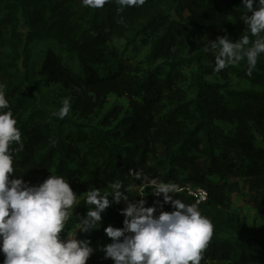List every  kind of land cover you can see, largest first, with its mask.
<instances>
[{
    "label": "trees",
    "instance_id": "16d2710c",
    "mask_svg": "<svg viewBox=\"0 0 264 264\" xmlns=\"http://www.w3.org/2000/svg\"><path fill=\"white\" fill-rule=\"evenodd\" d=\"M175 2L146 0L118 11L116 0L101 8L81 0H0V32L23 26V61L41 65L39 79L19 64L0 67L23 142L11 146L10 179L32 186L52 174L68 180L77 200L61 237L77 232L90 242L86 264H114L102 250L112 242L104 229L122 228L125 218V202L113 203L98 228L79 231L94 207L87 190L110 193L108 182L119 180L129 198L142 187L156 215L173 211L163 195H152L149 178L177 184L173 199L186 204H196L188 189L207 191V202L196 204L213 224L201 264H264V54L251 75L246 60L214 71L207 39H255L242 0H178L166 13ZM52 86L69 94L64 119L52 115L60 107L43 93ZM113 96L126 105L111 106ZM244 184L251 221L233 208Z\"/></svg>",
    "mask_w": 264,
    "mask_h": 264
},
{
    "label": "clouds",
    "instance_id": "9594fccd",
    "mask_svg": "<svg viewBox=\"0 0 264 264\" xmlns=\"http://www.w3.org/2000/svg\"><path fill=\"white\" fill-rule=\"evenodd\" d=\"M86 7L101 8L108 0H81ZM146 0H116L118 11L126 7L142 6ZM246 13L243 22L251 37L243 35L232 40L227 35L217 37L209 45L215 51L214 71L235 66L246 60L248 75L264 54V0H242ZM0 83V252L3 264H86L94 252L88 240L74 236L65 238V225L73 215L76 193L68 180L51 175L41 184L32 186L14 175L13 144L23 148L22 133L16 126L9 99ZM71 110L70 99L52 115L64 119ZM137 179L140 175L137 174ZM111 192L87 190L86 202L94 205L80 216L78 230L90 232L100 226L102 213L113 203H126L121 209L125 217L123 227L111 225L104 231L112 242L103 247L105 258L114 264H201L203 254L213 235V224L196 204L173 199L179 192L173 182L157 179L147 181L153 196L163 195L164 203H171L173 211H160L146 207L142 198L130 202L122 181H109ZM123 189V190H122ZM111 197V199H109ZM140 197H144L140 195ZM77 230V231H78ZM122 238V239H121Z\"/></svg>",
    "mask_w": 264,
    "mask_h": 264
},
{
    "label": "rangeland",
    "instance_id": "374dc122",
    "mask_svg": "<svg viewBox=\"0 0 264 264\" xmlns=\"http://www.w3.org/2000/svg\"><path fill=\"white\" fill-rule=\"evenodd\" d=\"M174 1L176 2L173 4V6H170L165 9L166 13L173 14L174 7L178 3V0H174ZM184 12L185 15L188 14L186 9L184 10ZM25 35H26V30L23 26H20L18 28L12 25L8 29L0 32V67L6 64H16V65L19 64L22 72H31L34 79H39L40 76L38 75V71L40 70L41 65L37 62V59L32 58L31 61L30 59L23 61ZM207 42L209 43L210 40L207 39ZM42 91L43 88H40V90L37 91V93L40 94ZM43 93L47 95L49 99V103L56 107H61L62 101L65 98L69 97V94L64 92L58 86L45 88ZM126 103H127L126 99H117L115 96L112 97V100L110 102L111 106L117 104L126 105ZM131 176L134 177L135 175L131 173ZM151 179H157V178H149L147 179V181ZM130 190L132 193V195L129 198L130 202H137L143 198L146 201L145 206L149 207V203L147 202V197L143 195L142 187L134 186ZM140 195H143L144 197H140ZM233 203H234L233 208L236 211V214H238L240 218H248L250 221L254 218L255 210L252 208L251 205L248 204V186L244 184L243 193L240 195L236 194L233 196ZM126 206L127 205L125 203L124 208Z\"/></svg>",
    "mask_w": 264,
    "mask_h": 264
},
{
    "label": "built area",
    "instance_id": "2783aa9c",
    "mask_svg": "<svg viewBox=\"0 0 264 264\" xmlns=\"http://www.w3.org/2000/svg\"><path fill=\"white\" fill-rule=\"evenodd\" d=\"M190 196L194 197L197 205H202L208 200V193L206 190L198 188V189H188Z\"/></svg>",
    "mask_w": 264,
    "mask_h": 264
}]
</instances>
